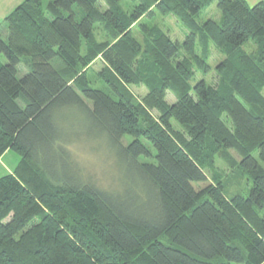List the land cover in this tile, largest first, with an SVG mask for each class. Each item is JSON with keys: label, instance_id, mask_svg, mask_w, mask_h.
Segmentation results:
<instances>
[{"label": "trees", "instance_id": "16d2710c", "mask_svg": "<svg viewBox=\"0 0 264 264\" xmlns=\"http://www.w3.org/2000/svg\"><path fill=\"white\" fill-rule=\"evenodd\" d=\"M99 1L24 0L4 17L0 157L11 149L19 161L0 176V264H264V2L130 0L125 10L121 0L103 9ZM214 2L219 21L198 22ZM156 14H174L184 41L139 22ZM96 23L111 41L97 40ZM249 40L252 51L242 48ZM210 45L223 56L214 86L195 81V69L209 71ZM139 83L147 92L135 101L128 86ZM64 110L104 136L131 180L126 189L46 162L72 161L56 123ZM229 150L250 177L246 196L225 195L215 157ZM206 171L211 181L196 189Z\"/></svg>", "mask_w": 264, "mask_h": 264}, {"label": "rangeland", "instance_id": "374dc122", "mask_svg": "<svg viewBox=\"0 0 264 264\" xmlns=\"http://www.w3.org/2000/svg\"><path fill=\"white\" fill-rule=\"evenodd\" d=\"M24 0H20L22 2ZM50 0H42L43 6ZM119 5L123 9L129 10L134 5V2L130 0H121ZM98 7L100 9L105 8V3L103 0L98 2ZM208 18H211L215 21H219L220 12L216 8V3H212L205 9L201 11L197 17L198 22H202ZM139 22H145L147 24H152L158 26L162 31L170 36L172 40L178 41L181 43L184 41L188 31L184 24L174 15L168 14L166 16H161L156 14L152 19H147L145 17L141 18ZM133 35L141 41L142 35L137 28V24L134 25ZM7 25L4 21V17L0 15V35L6 40L7 39ZM94 33L99 41H111L109 33L104 29L103 25L96 23L94 27ZM242 48L246 51H252L254 49V44L251 40L243 44ZM196 53L199 56H202V42L197 41ZM207 65L209 66V71L205 74L200 70L195 69V81L203 78L208 84L216 85L219 80V75L215 70V66L222 60L223 56L212 46L210 45L208 50ZM185 54L181 52L178 58H182ZM0 62L5 63L6 59L3 54L0 55ZM103 66V62L100 58H97L89 68V75L93 79H96V73ZM27 72V67L21 61L17 66V77H22ZM194 83V81L192 82ZM98 87L101 86L99 82L95 83ZM129 90L133 94L135 101H140V99L146 94L147 89L144 84L139 83L136 85L128 86ZM264 95V88L262 90ZM166 101L168 103H173L175 101V95L171 91L167 92ZM153 116H156V110H151ZM56 123L57 127L60 130L62 137L66 141L67 150L71 156V160L65 165V168L61 167L57 162L55 156L49 155L48 160L53 159L56 165L57 171L60 175L71 176L70 173L76 168H80L81 173L80 177L84 181L92 182L95 186L103 189H126L127 183L130 178L127 175L125 180L126 171L124 168L119 169L123 166L121 162H118V158L115 155L114 149L107 143L103 135H100L97 131L94 133L95 129L91 123L87 122L83 115L78 113L75 110H64L56 114ZM97 133V134H96ZM63 143V140H59ZM130 138H124V143H128ZM229 159L224 157L216 156L215 165L216 169L221 173V181L224 184L225 195H233L240 193L243 196H246L249 192L251 186V180L249 175L237 166V162L241 159L239 154L234 150H229ZM253 156L257 158V154L254 153ZM69 157V156H68ZM47 158V157H46ZM19 161V155L13 150H7L0 159V176L5 175L6 173L11 172ZM72 162V164H70ZM53 163V162H52ZM259 164L264 167L259 161ZM53 165V166H54ZM52 166V167H53ZM57 172V173H58ZM207 180L204 182L194 183L196 189H201L206 186L210 181L211 174L206 171ZM127 181V183H126ZM131 181V180H130Z\"/></svg>", "mask_w": 264, "mask_h": 264}, {"label": "crops", "instance_id": "0c3cea01", "mask_svg": "<svg viewBox=\"0 0 264 264\" xmlns=\"http://www.w3.org/2000/svg\"><path fill=\"white\" fill-rule=\"evenodd\" d=\"M245 1L249 6H252L259 1L264 2V0H245ZM20 3H21L20 0H0V15L5 17ZM1 157H0V159H1Z\"/></svg>", "mask_w": 264, "mask_h": 264}]
</instances>
